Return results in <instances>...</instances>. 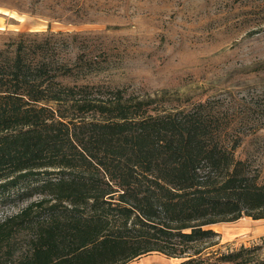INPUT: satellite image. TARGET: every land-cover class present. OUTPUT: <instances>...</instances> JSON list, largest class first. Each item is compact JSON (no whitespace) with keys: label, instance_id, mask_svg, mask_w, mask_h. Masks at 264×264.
Returning a JSON list of instances; mask_svg holds the SVG:
<instances>
[{"label":"trees","instance_id":"obj_1","mask_svg":"<svg viewBox=\"0 0 264 264\" xmlns=\"http://www.w3.org/2000/svg\"><path fill=\"white\" fill-rule=\"evenodd\" d=\"M55 37L0 50V203L39 197L0 220V264H264L260 245L211 250L209 226L264 219V183L235 155L239 120L212 100L89 98L96 85L67 81L92 59L65 60Z\"/></svg>","mask_w":264,"mask_h":264},{"label":"rangeland","instance_id":"obj_2","mask_svg":"<svg viewBox=\"0 0 264 264\" xmlns=\"http://www.w3.org/2000/svg\"><path fill=\"white\" fill-rule=\"evenodd\" d=\"M51 35L63 39L65 60L92 59L93 74L67 81L96 85L89 98L108 87L168 108L217 103L239 120L232 125L243 137L236 157L264 183V0H0V50ZM38 199L0 203V220ZM263 222L244 216L209 226L220 235L211 250L260 245L264 255ZM137 260L171 258L153 252Z\"/></svg>","mask_w":264,"mask_h":264},{"label":"crops","instance_id":"obj_3","mask_svg":"<svg viewBox=\"0 0 264 264\" xmlns=\"http://www.w3.org/2000/svg\"><path fill=\"white\" fill-rule=\"evenodd\" d=\"M264 219H260V220H255V221H262ZM259 228H260V231L264 234V222L263 223H259L258 224ZM170 258V257H169ZM173 259H177V258H171V261H169L167 264H173ZM178 260V259H177ZM180 263V262H179ZM178 263V264H179ZM128 264H141L140 261H138L137 259H135L134 261L128 263Z\"/></svg>","mask_w":264,"mask_h":264}]
</instances>
